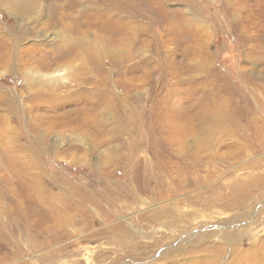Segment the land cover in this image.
Instances as JSON below:
<instances>
[{"label":"rangeland","instance_id":"1","mask_svg":"<svg viewBox=\"0 0 264 264\" xmlns=\"http://www.w3.org/2000/svg\"><path fill=\"white\" fill-rule=\"evenodd\" d=\"M0 264H264V0H0Z\"/></svg>","mask_w":264,"mask_h":264}]
</instances>
